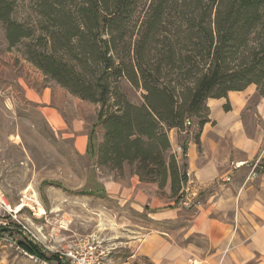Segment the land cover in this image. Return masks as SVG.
<instances>
[{"label":"trees","instance_id":"16d2710c","mask_svg":"<svg viewBox=\"0 0 264 264\" xmlns=\"http://www.w3.org/2000/svg\"><path fill=\"white\" fill-rule=\"evenodd\" d=\"M0 25L7 48L46 80L100 106L98 168L121 176L128 166L172 196L185 175L168 153L169 130L202 126L207 100L229 91L254 85L264 97V0H0Z\"/></svg>","mask_w":264,"mask_h":264},{"label":"crops","instance_id":"0c3cea01","mask_svg":"<svg viewBox=\"0 0 264 264\" xmlns=\"http://www.w3.org/2000/svg\"><path fill=\"white\" fill-rule=\"evenodd\" d=\"M255 93L249 85L208 99V121L202 126L193 120L183 131L169 130L168 153L185 147L186 157H175L181 172L191 174L181 191L199 197L197 209L181 207L169 184L161 190L131 172L97 179L93 190L84 189L115 200L121 211L144 213L150 228L117 215L118 226L134 227L126 242L134 247L133 256L151 264H264V171L256 170L245 183L252 165L264 157V130L253 122L257 112L264 119V97L258 95L256 113L248 108ZM90 132L85 152L95 166ZM226 176L231 180L222 184Z\"/></svg>","mask_w":264,"mask_h":264},{"label":"rangeland","instance_id":"374dc122","mask_svg":"<svg viewBox=\"0 0 264 264\" xmlns=\"http://www.w3.org/2000/svg\"><path fill=\"white\" fill-rule=\"evenodd\" d=\"M18 48H7L0 25V193L11 206L25 189L37 193L46 210V221L33 219V223H28L33 231L38 223L44 224L45 244H53L49 237L51 227L63 226L57 232L62 244L93 236L107 253L105 264H151L133 256L134 247L126 243L133 236L134 227L117 224V215L124 213L133 224L150 228L144 213L121 211L115 200L84 192L86 188L93 190L97 179L118 178L131 172L125 166L119 176L93 166L85 152L90 129L96 146L102 139V129L96 125L100 106L46 80ZM122 91L131 102L141 103L140 91L125 81ZM259 100L255 93L249 102L250 113H256ZM50 113L54 115L49 118ZM253 122L264 130V119L258 112ZM195 199L197 206L188 210L199 207V197ZM16 238L22 239L18 233ZM45 254L50 256L52 252ZM0 264L41 263L0 240Z\"/></svg>","mask_w":264,"mask_h":264},{"label":"built area","instance_id":"2783aa9c","mask_svg":"<svg viewBox=\"0 0 264 264\" xmlns=\"http://www.w3.org/2000/svg\"><path fill=\"white\" fill-rule=\"evenodd\" d=\"M172 154L175 157L179 155L185 158V147L180 145L175 146ZM256 164L252 165L246 181L256 177ZM236 167H239V164H235ZM184 175L185 183L190 180L191 174L186 171ZM230 180L231 177L226 176L223 178L222 184L228 183ZM177 199L178 204L186 209L193 208L198 204L195 196L188 195L183 191H180ZM46 217V210L34 190L25 189L20 194L18 202L13 206L9 205L3 194L0 193V240L10 248L41 264H105L107 253L101 242L93 236L81 237L77 241L64 245L59 240L57 233L61 228L64 229V227H51L49 237L53 239V244H45L42 240V237H44L42 232L44 224L38 223L33 231L29 228L28 222L33 223V219L46 221ZM17 233L22 238L21 240H17ZM20 241L36 245L45 256H47L45 254L46 251H51V255H55V260L47 261L34 254H30L20 245Z\"/></svg>","mask_w":264,"mask_h":264}]
</instances>
